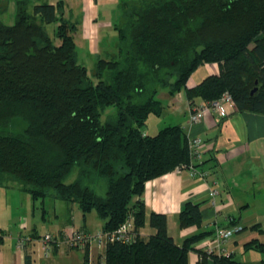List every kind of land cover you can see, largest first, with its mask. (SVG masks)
<instances>
[{"label":"trees","instance_id":"16d2710c","mask_svg":"<svg viewBox=\"0 0 264 264\" xmlns=\"http://www.w3.org/2000/svg\"><path fill=\"white\" fill-rule=\"evenodd\" d=\"M57 11L58 5L19 2L14 21H0V187L77 204L83 216L94 211L103 233L129 221L131 240L108 241L97 264H188L193 246L209 233L176 245L166 217L151 213L154 234H139L145 183L189 162L180 125L147 135L145 122L162 111L159 88L171 95L183 90L189 104L227 92L236 111L264 115V0L124 3L117 53L97 58L91 77L78 63L76 23ZM51 24L53 38L46 30ZM204 64H216L218 73L187 88ZM108 106L116 115L102 123ZM15 121L23 125L19 132L9 129ZM73 171L75 179L66 183ZM101 180L104 196L95 191ZM177 221L180 228H200V205L186 203ZM247 247L264 254V243ZM202 250L198 264H232Z\"/></svg>","mask_w":264,"mask_h":264},{"label":"crops","instance_id":"0c3cea01","mask_svg":"<svg viewBox=\"0 0 264 264\" xmlns=\"http://www.w3.org/2000/svg\"><path fill=\"white\" fill-rule=\"evenodd\" d=\"M134 1L0 0V21L11 24L19 2L29 7L43 3L58 5V14L76 23L73 35L76 49L85 53V58L94 60L116 47L115 27L122 5ZM53 25L54 31L56 24ZM217 73L216 64L200 65L189 76L186 87H194ZM168 99L171 106L184 100L186 117L176 125L186 134L190 131L202 138L203 157L196 166L207 170L210 177L201 179L181 170L147 181L142 194L145 225L139 234L143 238L154 234L148 223L151 213L166 217L167 233L176 245L192 235L209 233L188 254V264H198V251L214 236L215 230L236 225L239 229L221 248L222 256L230 258L232 264H260L264 254L247 244L264 243V115L227 108L226 117L208 114L200 125L190 127L189 103L183 90L173 95L168 93ZM194 101L197 103L199 99ZM213 178L217 181V193L210 196ZM40 202L38 205L16 188H4V202L0 199V264H84L85 247L72 248L67 238L73 233H97L103 221L98 220L94 211L83 216L77 204L64 205L45 199ZM189 202L200 205V228L179 227L177 216ZM62 214L64 222H59ZM95 226L99 228L94 230ZM45 234L55 240L49 249L42 241ZM86 247V264H97L104 250L95 245ZM207 262L211 264L210 260Z\"/></svg>","mask_w":264,"mask_h":264},{"label":"built area","instance_id":"2783aa9c","mask_svg":"<svg viewBox=\"0 0 264 264\" xmlns=\"http://www.w3.org/2000/svg\"><path fill=\"white\" fill-rule=\"evenodd\" d=\"M227 108L234 109V103L229 93H223L218 99L212 101H199L188 105V124L190 127L200 125L205 116L213 114L218 118H224L228 115ZM189 162L187 166L176 167L174 171L187 170L190 175L197 176L201 179H208L210 173L207 170L198 169L197 163H200L203 157V140L197 134L188 132L186 134ZM217 181L215 178L211 179L210 196H214L217 191ZM131 223L126 221L116 231L112 233H73L71 237L67 238V243L70 247H77L81 245L83 248L90 245H95L98 248L104 249L108 241L128 242L131 240L130 236ZM236 225L230 227H220L215 230L214 236L202 246V251L207 255H223L221 248L225 243L238 231ZM42 241L49 249L52 243H55L52 235L45 234ZM20 245L22 241L19 242ZM103 260V257L101 258Z\"/></svg>","mask_w":264,"mask_h":264},{"label":"rangeland","instance_id":"374dc122","mask_svg":"<svg viewBox=\"0 0 264 264\" xmlns=\"http://www.w3.org/2000/svg\"><path fill=\"white\" fill-rule=\"evenodd\" d=\"M121 22H123V20L121 19ZM54 28V25H47L46 26V30L48 32V34L52 37V29ZM53 38V37H52ZM117 46V45H116ZM77 51V59H78V63L83 65L86 70L88 75L91 77L92 72L94 70L95 67V62L97 60V58H95L94 60L91 58H85V53L83 54V52L81 50H79L78 48L76 49ZM117 53V47H114L111 52H108L107 55L108 56H114ZM104 55V56H107ZM103 56H100L98 58H102ZM85 58V59H84ZM95 80V79H94ZM168 89L169 88H159L156 91V96L155 98L161 103L162 106V111L160 113L159 116L150 114L145 122V129H144V133L147 135H154L156 132H158L159 130L167 127V126H171V125H176V124H180L182 121L185 120L186 114H185V102L184 100L182 102H176L174 106L170 105V101L168 99ZM116 115V107L115 106H108L106 107L103 111L102 114L100 116V121L102 123H104L105 121L115 117ZM23 128V125H21V123H19L18 121H15L14 123L10 124L9 129L12 132H19L21 131ZM76 177V171H73L68 178L66 179V183H70L72 182ZM105 190H106V184L104 180H101L99 182L98 187H95V191L99 196H104L105 195ZM0 199L1 202H4V186L0 187ZM47 202L53 201L56 203V201H58L59 203H63L68 204L64 201L61 200H57L50 197H46L44 198ZM42 199H38L35 200L37 201V204L40 205V201ZM62 204V205H63ZM94 213V212H92ZM64 214H62L59 217V222H64ZM98 220L100 219L99 217H97ZM76 220H78L76 218ZM101 222V220H99ZM99 228L98 226L94 227V230ZM94 234V233H92ZM72 235V234H71ZM70 235V237H71Z\"/></svg>","mask_w":264,"mask_h":264}]
</instances>
